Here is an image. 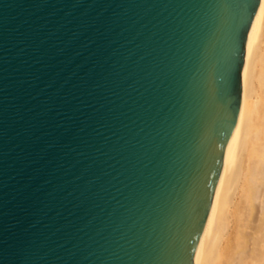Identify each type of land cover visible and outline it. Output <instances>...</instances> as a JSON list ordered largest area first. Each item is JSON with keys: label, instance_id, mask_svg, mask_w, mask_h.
<instances>
[{"label": "water", "instance_id": "95a60500", "mask_svg": "<svg viewBox=\"0 0 264 264\" xmlns=\"http://www.w3.org/2000/svg\"><path fill=\"white\" fill-rule=\"evenodd\" d=\"M260 0H0V264H193Z\"/></svg>", "mask_w": 264, "mask_h": 264}, {"label": "bare ground", "instance_id": "6f19581e", "mask_svg": "<svg viewBox=\"0 0 264 264\" xmlns=\"http://www.w3.org/2000/svg\"><path fill=\"white\" fill-rule=\"evenodd\" d=\"M193 264H264V0L248 33L238 121Z\"/></svg>", "mask_w": 264, "mask_h": 264}]
</instances>
